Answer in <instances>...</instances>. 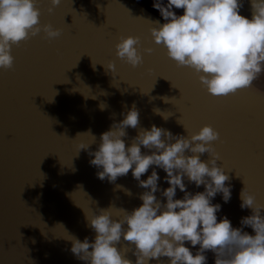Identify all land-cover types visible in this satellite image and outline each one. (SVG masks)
Here are the masks:
<instances>
[{
    "label": "water",
    "instance_id": "95a60500",
    "mask_svg": "<svg viewBox=\"0 0 264 264\" xmlns=\"http://www.w3.org/2000/svg\"><path fill=\"white\" fill-rule=\"evenodd\" d=\"M241 2L239 14L251 19L250 0ZM152 4L153 0H61L49 14V0H38L40 23L59 28L61 35L48 40L41 32L13 45V68L0 69V264H87L71 253V241L66 239L70 235L94 240L85 213L91 216L113 206L109 212L119 219L121 208L131 212L142 204L139 195L146 189L138 186L131 170L114 183L102 181L97 177L102 169L90 164L89 155L97 150L101 133L120 122L133 104L139 112L138 128L156 125L187 136L210 125L219 133L213 146L220 156L218 166L230 177L226 185H231V199L225 203L218 193L211 200L221 206L217 222L226 217L233 228H241V218L251 215V209L240 208L244 184L256 202L264 204V95L260 94L264 74L253 83L256 91L211 95L192 69L177 67L166 49L153 42L151 22L165 21ZM173 11L183 14V9ZM129 35L140 38L143 63L136 68L114 54L117 38ZM143 48L152 52L143 53ZM109 61L115 66L114 76L103 65ZM126 132L128 147L138 129ZM81 133L96 139L90 134L77 136ZM80 143L90 144L89 148L76 153ZM141 152L151 154L143 146ZM153 170L160 177V191L154 195L166 203L161 192L169 185L162 169L151 166L141 179ZM184 183L190 193L204 191L203 185L196 187L187 178ZM183 195L177 189L174 199ZM243 231L255 234L247 226ZM185 246L193 255L199 248L188 242ZM116 247H129L125 258L135 264L134 245L122 237ZM204 255L206 264H215L213 252ZM168 259L148 264H168Z\"/></svg>",
    "mask_w": 264,
    "mask_h": 264
},
{
    "label": "clouds",
    "instance_id": "9594fccd",
    "mask_svg": "<svg viewBox=\"0 0 264 264\" xmlns=\"http://www.w3.org/2000/svg\"><path fill=\"white\" fill-rule=\"evenodd\" d=\"M37 3L38 0H0V69L13 68V45L18 46L41 32L48 40L61 35L59 28L40 23ZM60 3L61 0H49L47 12L51 14ZM250 6L251 19H248L239 14L243 7L241 0H167L166 3L153 0L152 7L159 11L165 23L152 21L154 26L149 28V33L155 44L166 49V55L177 67L192 69L211 95L221 97L254 89V81L264 74V0H250ZM173 8L183 9V14L177 15ZM117 40L114 54L118 59L132 68L143 63L139 37L120 36ZM142 52L150 54L152 49L143 48ZM103 65L114 74L113 62ZM100 108L105 105L101 104ZM153 111L161 113L159 109ZM177 123L181 124L180 119ZM138 126L139 112L133 104L120 122H114L101 133L97 150L89 155L93 157L90 164L102 169L97 172L102 181L107 178L114 183L131 170L138 186L146 189L139 195L142 204L131 212L121 208L123 215L119 219H113L109 212L113 206L97 209L91 216L85 213L88 227L95 232L94 240L89 242L85 237L80 241L69 235L66 239L71 241V253L87 264H132L125 258L129 247H116L123 237L129 245H134L135 264L159 262L161 257L169 258L168 264H206V251L215 254V264H264V216L261 215L264 204L256 202L245 184L239 194L240 208L251 209V215L241 218V228H233L226 217L217 222L216 213L221 206L211 200L218 193L225 203L231 199V185H226L230 177L218 166L220 156L213 146L219 140V133L210 125H203L187 136L173 135L156 125L150 129ZM127 128L138 129L128 147L123 139ZM84 134L90 133L77 136ZM92 137L95 141V136ZM89 145L78 144L76 153L87 150ZM141 146L151 154H142ZM205 154L209 158L202 160ZM151 166L166 173L164 179L169 187L161 192L166 203L162 204L154 195L160 191L157 184L160 177L155 170L147 179H141ZM185 178L196 187L203 185L204 191L188 192ZM177 189L184 193L183 198L174 199ZM125 192L131 195L129 190ZM244 226L255 234L243 231ZM185 242L192 247L199 245L195 255Z\"/></svg>",
    "mask_w": 264,
    "mask_h": 264
}]
</instances>
